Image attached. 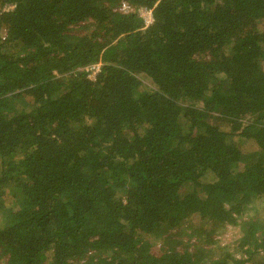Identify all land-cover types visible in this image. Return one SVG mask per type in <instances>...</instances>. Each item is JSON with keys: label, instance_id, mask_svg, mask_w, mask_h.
I'll use <instances>...</instances> for the list:
<instances>
[{"label": "trees", "instance_id": "16d2710c", "mask_svg": "<svg viewBox=\"0 0 264 264\" xmlns=\"http://www.w3.org/2000/svg\"><path fill=\"white\" fill-rule=\"evenodd\" d=\"M0 264H264V0H0Z\"/></svg>", "mask_w": 264, "mask_h": 264}, {"label": "rangeland", "instance_id": "374dc122", "mask_svg": "<svg viewBox=\"0 0 264 264\" xmlns=\"http://www.w3.org/2000/svg\"><path fill=\"white\" fill-rule=\"evenodd\" d=\"M140 16L143 18V21L145 24H148L147 22H149V16H148V11L147 10H140ZM89 75L88 77L93 79L94 78V75L95 73L98 71V68H94L93 66H91L89 69ZM142 83L145 84V85H148L149 82L148 80H145L144 78L141 79ZM259 206V204H258ZM239 234V231H238V228L237 227H230L228 228L227 232L218 236L217 237V240H219L222 244H226L228 243L231 239L235 238L234 235H238ZM185 242V241H184ZM195 241L193 240H190L187 242V246H188V249L189 251H192V252H195Z\"/></svg>", "mask_w": 264, "mask_h": 264}, {"label": "built area", "instance_id": "2783aa9c", "mask_svg": "<svg viewBox=\"0 0 264 264\" xmlns=\"http://www.w3.org/2000/svg\"><path fill=\"white\" fill-rule=\"evenodd\" d=\"M120 8H121V10L127 11L130 7L128 6V4L122 3ZM144 10H147V11H148L149 22H147V23H150V22H151L150 10H148V9H144ZM93 67H94L95 69H96V68H99L98 65H94Z\"/></svg>", "mask_w": 264, "mask_h": 264}]
</instances>
